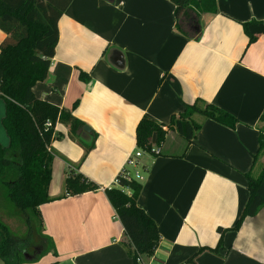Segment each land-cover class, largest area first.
<instances>
[{"label":"crops","instance_id":"crops-1","mask_svg":"<svg viewBox=\"0 0 264 264\" xmlns=\"http://www.w3.org/2000/svg\"><path fill=\"white\" fill-rule=\"evenodd\" d=\"M216 13L195 16L197 38L176 28L170 0H71L57 21L58 40L34 96L84 123L74 136L56 122L51 150L50 201L38 206L50 250L23 264H132L123 228L104 189L136 150L135 128L147 116L167 125L196 99L234 116V128L194 115L200 123L188 145L168 131L153 156L135 169L142 187L136 204L155 222L159 242L142 264H264V206L236 222L247 201L246 173L264 114V32L253 40L242 24L264 21V0H215ZM5 34L0 30V43ZM89 80L84 82L79 73ZM4 105L0 98V121ZM264 123V122H263ZM93 147L85 151L83 144ZM7 136L0 122V144ZM83 144H82V143ZM264 165L261 154L252 169ZM80 173L97 189L66 195L64 179ZM227 229V230H226Z\"/></svg>","mask_w":264,"mask_h":264},{"label":"trees","instance_id":"trees-1","mask_svg":"<svg viewBox=\"0 0 264 264\" xmlns=\"http://www.w3.org/2000/svg\"><path fill=\"white\" fill-rule=\"evenodd\" d=\"M175 5L176 28L185 36L197 38L199 26L195 16L199 13H216L215 0H170ZM71 0H0V30L5 37L0 43V98L4 112L1 126L7 136L6 146L0 144V188L6 203L25 225L22 235H15L0 219V261L2 264H23L38 260L52 247L43 234L38 206L51 200L47 195L51 179V150L56 122L68 124L78 136L84 123L32 92L36 82L47 75L58 40L57 21ZM195 15V16H193ZM263 24L264 21L258 23ZM250 23L242 24L243 31L253 40L256 35L248 31ZM79 78L86 82L84 72ZM199 115L234 128V116L213 104L196 99L185 104L164 125L143 116L135 128L136 148L153 156L159 155L168 131H174L186 145L193 143L200 123L193 119ZM259 121L257 148L252 154L251 169L245 174L248 197L231 228L238 230L246 217L254 216L264 206V165L257 174L251 171L258 157L264 154V114ZM50 122V126L45 123ZM154 135V143L151 140ZM83 144L85 151L93 147ZM116 185L105 188V195L120 221L125 239L123 246L132 264H142V257L151 255L159 242L155 222L136 204L141 183L117 175ZM97 185L72 170L64 179L66 195H76L97 189ZM38 219V223L35 219ZM226 229V230H227ZM222 246V235L214 248H200L181 264H190L207 249L217 252Z\"/></svg>","mask_w":264,"mask_h":264},{"label":"rangeland","instance_id":"rangeland-1","mask_svg":"<svg viewBox=\"0 0 264 264\" xmlns=\"http://www.w3.org/2000/svg\"><path fill=\"white\" fill-rule=\"evenodd\" d=\"M14 212L9 207V204L6 203V199L4 198L1 188H0V219L4 221L11 231L15 235H22L25 230V225L20 217L14 216ZM38 223V219H35ZM0 264L1 261H0Z\"/></svg>","mask_w":264,"mask_h":264},{"label":"built area","instance_id":"built-area-1","mask_svg":"<svg viewBox=\"0 0 264 264\" xmlns=\"http://www.w3.org/2000/svg\"><path fill=\"white\" fill-rule=\"evenodd\" d=\"M46 126H50V122L45 123ZM142 151L140 149H136L129 154L124 165L121 167L117 175L122 176L124 179H135L139 180L141 178V174L135 169L136 167V158L141 156ZM116 183V181H115Z\"/></svg>","mask_w":264,"mask_h":264},{"label":"water","instance_id":"water-1","mask_svg":"<svg viewBox=\"0 0 264 264\" xmlns=\"http://www.w3.org/2000/svg\"><path fill=\"white\" fill-rule=\"evenodd\" d=\"M248 31L251 33V34H259V33H263L264 32V25L263 24H250L248 26ZM82 130L84 132H88L89 129L86 127V126H83L82 127ZM152 144L154 143V135L152 137V140H151Z\"/></svg>","mask_w":264,"mask_h":264}]
</instances>
